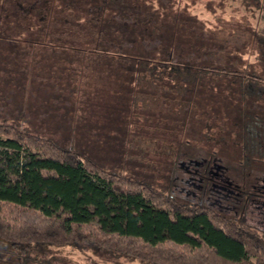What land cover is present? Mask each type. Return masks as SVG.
Segmentation results:
<instances>
[{
	"label": "trees",
	"instance_id": "16d2710c",
	"mask_svg": "<svg viewBox=\"0 0 264 264\" xmlns=\"http://www.w3.org/2000/svg\"><path fill=\"white\" fill-rule=\"evenodd\" d=\"M202 5L203 0H0V36L11 44L46 47L56 54L48 57L53 62L75 49L86 53V64L100 56L110 69L118 64L120 73L111 76L131 86L148 75L145 93L178 108L159 113L164 128L173 117L175 132L163 128L158 135L196 145L190 158H179L183 166L185 159L207 158L205 164L199 160L208 164L207 171L184 180L200 184V197L213 190L227 195L229 168L236 173L232 186L245 189L226 190L238 206L230 216L211 206L210 196L179 200L172 191L106 170L89 155L34 133L24 126L21 108L11 118L0 115V253L37 264L44 248L69 246L141 264H264V227L249 222L251 211L244 212L249 206L264 215V184L258 185L264 176V69L259 65L264 28L237 43L236 30L213 27L215 20L205 17L215 14ZM27 50L5 58L17 65L22 55L32 61ZM1 93L0 107L13 103ZM63 102V121H68L65 108L71 106ZM188 118L201 123L202 140L186 128ZM203 140L235 149L232 161L212 160L214 150L206 156ZM212 161L216 169L210 168Z\"/></svg>",
	"mask_w": 264,
	"mask_h": 264
},
{
	"label": "rangeland",
	"instance_id": "374dc122",
	"mask_svg": "<svg viewBox=\"0 0 264 264\" xmlns=\"http://www.w3.org/2000/svg\"><path fill=\"white\" fill-rule=\"evenodd\" d=\"M187 1L193 3L194 0ZM203 1L204 5L202 6L205 7V10L215 14L213 18H209V16L205 18L215 20L213 27L215 25L221 26L225 33L234 28L237 32V43L250 32L256 34L264 28V0ZM22 30L23 28H14V31L19 33ZM58 33L61 35L63 31ZM8 34H12V32ZM254 39V37L251 38L253 41ZM45 40L47 41V39ZM8 41L9 39L5 36H0V93L8 96L9 100L12 99L13 103L8 104L9 106L3 104L0 107V115L11 118L22 108V113L27 116L26 120L29 123L24 124V126L30 128L34 133L50 135L59 146L74 148L85 155H89L94 162L104 166L106 170H116V172L124 173L130 177L140 178L158 190L162 188L172 191L179 197V200L190 199L189 193L187 195H184L183 191L178 193L175 191V186L178 189L186 186L183 181L189 178L190 173L182 171L181 167H178V164L181 163L179 158L182 154H188L190 158L196 145L189 146L184 137L177 140V136L173 135L175 138L171 142H166L164 141L165 138L160 137L164 127L160 121H157V116L163 118V115H159V113H168L166 108L170 112L177 113L178 108L173 104L171 107L170 104L165 105L166 103L164 104L157 95L151 96L150 93H145L143 88L149 83L147 81L148 75L138 77L135 80L136 83L131 86L122 77L114 78L120 73L121 67H118V64L114 63L116 67L111 65L113 69H110L107 64L103 63L100 56L94 57L93 62L86 64V53L74 48V51L66 52L65 59L61 53L63 57L60 58L61 55H58V62L55 58V62H53L52 59L56 54L46 47L42 48L43 46L36 45L29 48L27 46L29 48L27 50L24 42L23 45H19L11 44ZM253 49L256 50V46ZM25 50L29 52V55L34 56L32 61H23L22 56L24 55H22L20 61H17L18 65L22 64L21 66H18L12 59L5 58L9 53ZM91 53L96 52L91 51ZM259 58L262 59L259 65L264 69V52L261 56L259 55ZM253 61L252 64H256ZM5 63L11 64L13 67L17 66L14 67L15 69L6 68ZM79 64L82 65L81 68L77 66ZM19 67L25 69L18 70ZM111 73L114 76H111ZM64 99L71 106L70 111L65 108L66 119H69L68 121L65 120L67 123L63 121L64 116L61 113ZM69 115L72 118H68ZM168 117L167 122L169 124L164 129L171 132V130H175V124L173 117ZM183 121L186 123V128L191 133L193 132L194 136L197 135V138L201 140L204 138L198 131L202 126L201 123L189 118ZM167 132L165 135L168 138L170 135ZM190 132L189 134H191ZM192 134L189 136L190 140L193 138ZM202 143L204 154L214 150L212 160H218L220 163L232 161L234 157L232 151L235 149H231L230 146L227 147L222 142L213 144L208 140H203ZM197 153L199 152L197 151ZM204 157L205 162L207 158ZM199 160L202 159H192L191 161L185 159L187 171L191 173L203 172L204 165ZM197 161H199L198 164H196ZM226 173L224 177L230 184L226 187L228 190L234 187V185L232 186L233 175L236 173L230 168ZM259 178L258 185L264 184V176ZM237 188L234 187L235 191L245 190L239 184H237ZM226 190L223 192L227 195L218 198H215L214 194H208L207 191H205L204 197H200L202 192L197 190L194 200L197 201L199 197L205 200L206 196H210L211 199H215L211 201L210 205L216 208L219 213L230 216L237 210L238 206L236 207L235 203L230 202L233 194L227 193ZM248 211L251 213L247 216V220L257 227L260 225L264 227V215L261 216L263 212L261 211V213L258 208L249 209V206H246L244 212L247 213ZM43 250L36 255L42 259L41 263L37 264H141L116 255L108 256L104 252L76 251L69 246L54 247L53 249L44 248ZM0 264L36 263L33 261L23 262L19 256L0 253Z\"/></svg>",
	"mask_w": 264,
	"mask_h": 264
},
{
	"label": "flooded vegetation",
	"instance_id": "af4514ba",
	"mask_svg": "<svg viewBox=\"0 0 264 264\" xmlns=\"http://www.w3.org/2000/svg\"><path fill=\"white\" fill-rule=\"evenodd\" d=\"M204 160V159H203ZM202 160V161H203ZM202 163V162H201ZM196 164H198V162L196 163ZM203 164V163H202ZM204 164H205V162H204ZM179 165V168L181 167V170L182 171H185V172H187V173H190V176H192V174H194L195 172H193V173H191V172H189V171H187V168L184 166L183 167V165L182 164H178ZM182 165V166H181ZM208 165V164H207ZM207 165H205L204 167V169L203 170H206V167H207ZM208 168V167H207ZM210 168H214V169H216L217 168V165H215L214 164V162L212 161L211 163H210ZM207 171V170H206ZM206 171H205V173H206ZM207 174V173H206ZM219 177V176H218ZM184 183H186L185 181H184ZM200 188H202V187H200V184H198V183H191V182H189V183H186V186L185 187H181V188H176V186H175V191L176 192H178V193H180V192H184V195L186 194L187 195V193H189L190 195H191V197H190V199H188V200H191V201H193L195 198H196V191L197 190H199L198 192H202V190L200 189ZM203 194V193H202ZM212 194H214L215 195V198H218V197H222V195H224V194H219V193H216L214 190H213V193ZM204 195V194H203ZM211 201L212 200H215V199H210ZM195 201V200H194Z\"/></svg>",
	"mask_w": 264,
	"mask_h": 264
}]
</instances>
